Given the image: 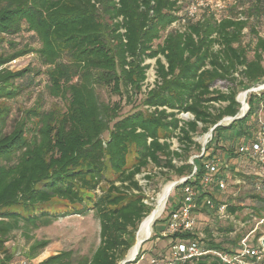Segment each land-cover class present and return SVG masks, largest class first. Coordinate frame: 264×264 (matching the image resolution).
<instances>
[{"label": "trees", "instance_id": "1", "mask_svg": "<svg viewBox=\"0 0 264 264\" xmlns=\"http://www.w3.org/2000/svg\"><path fill=\"white\" fill-rule=\"evenodd\" d=\"M195 2L0 0V264L13 263L6 245L16 233L28 237L62 217L89 212L100 225L92 255L64 251L37 264H121L154 211L144 204L137 177L148 173L152 182L151 168L170 180L187 178L194 170L191 155L201 153L198 134L215 128V136L242 125V136L254 128L249 119L257 101L264 105V90L249 95L246 118L220 123L240 113L241 87L264 84V36L253 27V45L241 44L251 21L264 20V0H234L227 14L206 10L190 17ZM30 53L40 66L18 72L6 67ZM150 61L156 63L152 85ZM103 87L120 100L103 102ZM35 91L33 105L24 107ZM134 96L142 97L141 108L123 115ZM14 109L20 114L15 119ZM183 113L193 120H181ZM217 150L195 160L198 180L203 161L225 153ZM236 174L253 185V178ZM251 192V213L263 218L264 197ZM57 204L66 211L58 212ZM232 231V226L211 230L205 249L230 251L242 237L230 239ZM214 232L223 235L220 243ZM197 237L172 238L176 243ZM47 246L35 243L26 260ZM141 256L142 250L136 260ZM188 264L222 263L211 255Z\"/></svg>", "mask_w": 264, "mask_h": 264}, {"label": "built area", "instance_id": "2", "mask_svg": "<svg viewBox=\"0 0 264 264\" xmlns=\"http://www.w3.org/2000/svg\"><path fill=\"white\" fill-rule=\"evenodd\" d=\"M196 9L195 6L190 8V16H194ZM263 90L264 84H261L251 88L250 91L240 94L237 97V101L242 108H240V113L235 118H225L220 125H225L227 124L226 122L232 124L235 121L246 118L247 114L249 115L251 112L248 102L249 95L259 93ZM256 104H258L256 106V112L252 115L254 118V128L236 141V148H238L236 153L238 156L229 157V159L232 157L235 159L238 158L246 164L254 165L255 171L249 174L250 176L243 174L248 178H253V185L247 179L239 177L236 174L237 172L232 171L231 181L236 182L237 178L240 179L234 183L239 188L231 196L227 195L228 180L230 177L226 175L225 170H229V166H225L223 159L218 155L203 161V175L198 180L196 178L198 167L195 165V160L207 156V149H201L200 155L191 157L189 161L194 167L193 173L187 178H182L179 182H174L175 185L179 184L178 186H183L182 199L177 203L176 209L171 213L167 221V230L163 232L168 237H173L177 234H197L198 237L190 241L178 238L176 243L171 247L169 261L161 258H153L150 260V264H188L211 255L217 257L222 264H261L264 262V247L262 245L264 232L261 231V235L258 236L260 227L264 226V217H258L254 213H251L244 204L237 202L241 188L249 189L245 193L247 195H252L253 192H251V189H254V193L264 197V105L259 101ZM179 118L184 121L193 120V116L188 113L181 114ZM214 129L205 134L207 146L214 140ZM173 149L179 151V148ZM147 175L149 174L144 173L139 175L137 180L145 196L144 204L155 208L156 205L153 204L154 198L150 197L152 182L148 179ZM234 207L242 208L243 210L232 213L230 209ZM245 211H249L250 213H245ZM209 215L216 217L217 221L221 223L220 226H232L233 231L230 235H234L235 237L242 235L236 247H231L230 251H212L205 249L203 241L207 239V236L200 230V218H206ZM251 224L254 225H252L250 230L245 231ZM252 237H254V243L257 240L256 245L250 244ZM140 258L144 259L143 257ZM20 264L34 263L30 260L23 259Z\"/></svg>", "mask_w": 264, "mask_h": 264}, {"label": "rangeland", "instance_id": "3", "mask_svg": "<svg viewBox=\"0 0 264 264\" xmlns=\"http://www.w3.org/2000/svg\"><path fill=\"white\" fill-rule=\"evenodd\" d=\"M234 0H196L195 6L197 9L194 12L195 17L198 11H201V13L205 12L206 10H209L210 12H218L221 13L223 10L227 14L230 9L231 4H233ZM255 28L256 31H258L262 36H264V20H261L259 23L256 21H251L250 26L244 31L243 37H242V46L243 47H250L254 43V35L251 32L252 28ZM29 34H26V40L28 38ZM249 55L251 56L252 53L249 52ZM149 64L151 65V68L148 72V85H152L155 81V67L156 63L155 61H150ZM29 66H40L39 61L35 54L30 53L24 57L19 58L18 60L6 65L8 69H10L13 72H18L20 70H23ZM220 90H225L218 86ZM148 88L144 87V90H147ZM251 88L248 87H241L240 92L238 96L242 93H245L247 91H250ZM99 94L101 97V100L103 102H111V104L118 102L120 99L119 95L114 94L109 87H103L99 90ZM38 95V91H35L34 95L27 98L26 96V102L25 106L22 104V106L26 108H30L36 97ZM237 96V97H238ZM58 102L61 103V100H58ZM258 102V101H257ZM51 103V100L48 99L46 107H49ZM142 103V97L141 96H134L130 98V101L124 106L122 110L123 115L130 114L137 110L138 108H141ZM63 106V103L61 104ZM16 108V107H15ZM242 109V108H241ZM14 119L20 117V114L18 113L17 109H14ZM248 116V114H247ZM181 117V115H180ZM12 118V119H13ZM11 119V120H12ZM250 125L253 124L254 118L251 116L249 119ZM227 125H230L228 122H226ZM13 124V122H11ZM239 124V122H238ZM236 124V125H238ZM229 128V127H228ZM242 125H238L235 128H232L231 130H224L220 133H216L214 136V140L207 146L205 134L207 133H201L198 134L195 137V142H197L201 149H207L206 151H209L211 154L212 152L216 151L217 146L219 148V153H222V150L225 151V153H222L221 157L223 159V163L225 166H229V170H225V173L227 176H229L228 180V190L227 195L231 196L233 193L237 192L236 190L239 188V186H236L234 183L236 182L231 181L232 171L235 172H243L242 174L246 176H250L249 174H252L255 171L254 165L246 164L241 159H235L231 157V151L233 153H236L238 151V148H236L237 143L236 141L241 137L239 134V131L241 130ZM245 128V126H243ZM11 130V126L9 128V131ZM238 131V132H237ZM107 137V136H106ZM173 148H179V144L176 139L172 141ZM209 146L211 148H209ZM222 146H226V148H223ZM194 153V154H193ZM191 155L192 157L196 155L195 152H193ZM198 153V152H197ZM190 160V159H189ZM149 172H151L153 175H155V179L152 181L151 188H150V197L154 198L153 204L156 205V201L158 200L159 195L163 192L165 187L174 182H179L181 179L173 178V180H170V178L167 175H164L160 173L157 169H149ZM242 181V180H241ZM177 188V187H176ZM174 189L171 195L169 196L167 200V204L165 207V210L163 212L161 211L160 217L156 220L151 237L148 241H146L142 247L140 248V251L142 250V256L144 259H139L138 261L135 259L132 264H150V260L153 258H161L165 261H169L170 259V252L171 247L174 244V239L172 237L165 236L163 234L164 231L167 230V221L171 216V213L175 210V207H177V203H179L182 199V189ZM248 188H241L239 192V197L237 199V202L239 204H244L246 208H248L251 212V209L249 208L250 205L253 204V200L248 197L249 195L245 194L249 191ZM247 195V196H246ZM240 198V199H239ZM58 212H64L66 211L64 204H57L54 206ZM155 209V208H153ZM249 211H245V213H250ZM149 217L146 219L145 223L141 226V228L147 223ZM221 223H219L216 219V217L209 215L206 218L201 217L200 218V230L203 232L205 236H207L208 232L211 230L217 231L219 227H227L226 226H220ZM251 224L249 225L245 231L250 230L252 227ZM260 231L264 232V226L260 227ZM100 225L98 220L94 217L92 212L87 213L86 215H72L68 217H62L57 222H55L52 226L47 228H42L40 230L34 231L30 234V236H25L21 232H18L14 235V237L11 239V241L6 245L7 250L13 257V264H20L23 259H28V254L31 253V247L37 243V242H47L48 246L39 253V255L34 259H29L34 264L41 263L45 260H47L51 256H55L58 253L64 252V251H73L76 256H91L92 253L95 251V249L99 246L100 243ZM214 236L217 242H221L223 240V235L219 234V232H214ZM218 233V234H217ZM230 239H234V235L228 236ZM191 238H188L187 241H190ZM179 241V240H178ZM254 237L250 239V244L254 245ZM137 243V242H136ZM140 253V252H139Z\"/></svg>", "mask_w": 264, "mask_h": 264}, {"label": "bare ground", "instance_id": "4", "mask_svg": "<svg viewBox=\"0 0 264 264\" xmlns=\"http://www.w3.org/2000/svg\"><path fill=\"white\" fill-rule=\"evenodd\" d=\"M176 188L175 183L168 184L163 192L159 195L154 211L149 216L147 223L140 229L137 236V243L130 251L129 258L133 259L137 256L138 251L144 242L151 237L153 226L160 217L161 211L165 208L167 200L173 190ZM144 222V221H143Z\"/></svg>", "mask_w": 264, "mask_h": 264}, {"label": "water", "instance_id": "5", "mask_svg": "<svg viewBox=\"0 0 264 264\" xmlns=\"http://www.w3.org/2000/svg\"><path fill=\"white\" fill-rule=\"evenodd\" d=\"M178 185H179V184H176L175 186L178 187ZM141 226H142V224H141ZM141 226H140V228H139V231H140V229H141ZM139 231H138V233H139ZM138 233H137V236H138ZM148 240H149V239H147L146 241H148ZM146 241H145V242H146ZM145 242H144V243H145ZM262 245H263V247H264V239H263V241H262ZM139 252H140V250L138 251L137 256L139 255ZM129 255H130V253H129ZM129 255H128L127 259H126L125 261H123L121 264H128V263H131V262H133V261L137 258V256H136L135 258L131 259V258H129Z\"/></svg>", "mask_w": 264, "mask_h": 264}]
</instances>
